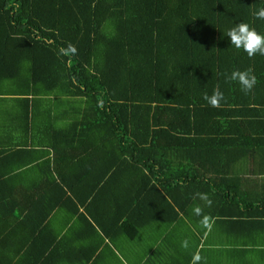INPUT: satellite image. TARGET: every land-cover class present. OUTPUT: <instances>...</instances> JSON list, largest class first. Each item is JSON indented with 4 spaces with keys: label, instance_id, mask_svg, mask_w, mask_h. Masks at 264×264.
I'll return each mask as SVG.
<instances>
[{
    "label": "trees",
    "instance_id": "trees-1",
    "mask_svg": "<svg viewBox=\"0 0 264 264\" xmlns=\"http://www.w3.org/2000/svg\"><path fill=\"white\" fill-rule=\"evenodd\" d=\"M262 7L264 0H0V242L44 236L37 231L66 200L96 216L86 205L98 194L115 198L123 172H138L139 202L155 192L171 206L180 191L184 202L214 188L213 197L235 194L253 212L263 209L264 56L249 58L226 37L241 22L264 35V20L252 16ZM249 68L258 82L246 95L226 76ZM214 88L224 95L219 107L202 98ZM98 150L99 176L79 177L83 155Z\"/></svg>",
    "mask_w": 264,
    "mask_h": 264
},
{
    "label": "crops",
    "instance_id": "crops-1",
    "mask_svg": "<svg viewBox=\"0 0 264 264\" xmlns=\"http://www.w3.org/2000/svg\"><path fill=\"white\" fill-rule=\"evenodd\" d=\"M11 126L12 136L16 132ZM64 146L68 148L70 144ZM63 162L50 160L49 164L51 167ZM66 162V176L67 173L70 176L74 166ZM79 163L77 175L90 180L99 176L97 172L104 167L105 160L98 150L84 154ZM28 169H32V174L36 173L35 168ZM52 173L56 175L53 170ZM137 176L138 172L137 175L123 172L122 181L113 189L115 198L98 194L86 205L98 219L101 218L99 222L90 220L96 216L84 211V205L66 200L68 203L52 207L48 213L42 230L37 231L44 236H2L0 258L16 264H190L192 255L199 251L200 264H264L262 205L253 212L251 206L243 204L235 194L230 193L232 197L227 195L225 199L213 197L214 188L200 192L207 194L211 205L196 194L183 202L181 197L185 195L181 191L177 196L181 206L173 201L171 206L160 205L155 192H149L144 200L142 196L139 202ZM253 178L255 181L260 175ZM255 190L259 189L255 186ZM258 196L259 192L253 199L257 200ZM130 197L131 203L126 208ZM155 202L159 205L158 210H155ZM75 206L82 215L70 216ZM195 206L202 209L201 216L193 213ZM122 208L125 211L120 219L115 222L109 218ZM128 212L132 218L124 221ZM204 217L207 220L202 224ZM130 232L133 233L130 235ZM185 239L189 242L187 249L181 247V241ZM18 240L32 245L18 247L15 245ZM38 257L41 259L37 260Z\"/></svg>",
    "mask_w": 264,
    "mask_h": 264
},
{
    "label": "clouds",
    "instance_id": "clouds-1",
    "mask_svg": "<svg viewBox=\"0 0 264 264\" xmlns=\"http://www.w3.org/2000/svg\"><path fill=\"white\" fill-rule=\"evenodd\" d=\"M252 16L254 19L264 20V7L260 8L258 11H254ZM226 37L229 38L230 44L234 45L235 48L243 49L249 58L257 54L264 56V35L258 33L255 28L251 27L248 23L241 22L236 24L226 32ZM68 49L75 52V48L71 44L68 45ZM226 81L237 82L241 87V91L247 95L253 90L258 79L252 69L249 68L243 71L239 69L233 70L230 75L226 76ZM202 98L211 107H219L220 101L224 99V95L219 88H214L211 95L205 93ZM196 195L208 205H211V200L206 193H197ZM193 213L197 216H201L202 209L199 206H195L193 208ZM206 220L207 217H204L201 223L203 224ZM188 246L189 242L187 239L181 241L182 248L187 249ZM201 261L202 257L199 251H197L192 255L190 264H200Z\"/></svg>",
    "mask_w": 264,
    "mask_h": 264
},
{
    "label": "rangeland",
    "instance_id": "rangeland-1",
    "mask_svg": "<svg viewBox=\"0 0 264 264\" xmlns=\"http://www.w3.org/2000/svg\"><path fill=\"white\" fill-rule=\"evenodd\" d=\"M1 111V110H0Z\"/></svg>",
    "mask_w": 264,
    "mask_h": 264
}]
</instances>
